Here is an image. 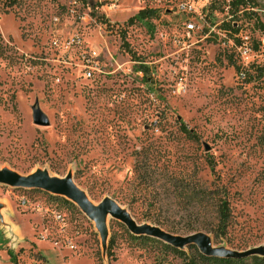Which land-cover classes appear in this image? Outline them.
<instances>
[{
	"label": "rangeland",
	"instance_id": "1",
	"mask_svg": "<svg viewBox=\"0 0 264 264\" xmlns=\"http://www.w3.org/2000/svg\"><path fill=\"white\" fill-rule=\"evenodd\" d=\"M231 1L21 0L7 10L0 0V171L69 182L95 208L111 200L140 226L204 235L212 250L247 255L235 264H264V0L237 15ZM183 5L208 14L213 33L188 35ZM144 9L159 12L153 29L129 23ZM36 104L49 126L34 123ZM200 192L212 199L198 218ZM224 199L230 219L217 237ZM0 216V264H189L195 249L219 258L111 215L104 241L76 202L41 188L0 182Z\"/></svg>",
	"mask_w": 264,
	"mask_h": 264
},
{
	"label": "water",
	"instance_id": "2",
	"mask_svg": "<svg viewBox=\"0 0 264 264\" xmlns=\"http://www.w3.org/2000/svg\"><path fill=\"white\" fill-rule=\"evenodd\" d=\"M32 111L33 121L36 125L45 127L49 126V119L42 112L38 104L33 106ZM0 182L16 187L41 188L68 196L74 202H76L79 207L90 218L96 221L104 241L107 239L106 218L108 215H111L114 218L123 221L132 233L137 235L152 236L154 238L160 239L166 243L171 244L175 248H184L189 245L197 244L199 245L201 252L208 257H219L223 259H240L247 256L238 255L230 252L212 250L209 247L208 239L204 235H196L189 238H180L168 234L157 227H152L148 225L140 226L131 219L130 215L127 212H125L123 209H121V207H119L115 202L111 200H105L98 208H95L92 204L89 203L83 193L76 189L71 183L66 181L51 180L42 175H36L25 178L10 172L0 171Z\"/></svg>",
	"mask_w": 264,
	"mask_h": 264
},
{
	"label": "trees",
	"instance_id": "3",
	"mask_svg": "<svg viewBox=\"0 0 264 264\" xmlns=\"http://www.w3.org/2000/svg\"><path fill=\"white\" fill-rule=\"evenodd\" d=\"M21 0H4V8L7 10L12 9L13 7H15ZM86 1V0H83ZM92 1V2H90ZM90 3H92L91 5L93 7H96L97 4H95L93 2V0H89ZM251 6H253V1L252 0H232L229 4V13L233 14V15H237L239 12L243 11L244 14H248V9L252 8ZM252 15V13H251ZM159 16V12L157 10H149V9H144L141 10L136 16H134L133 18H131L129 20L130 24H134L135 22H139L142 24L147 25L149 28L153 29V24H152V20L153 19H157ZM228 28L232 29V32L238 34L239 30L237 28H235V26H231V24H228ZM136 72L138 73H142L144 75V78H146L147 81H149V74H150V68L143 64L140 63L137 67H136ZM241 78L245 77V74H243V72L240 74ZM183 132L185 134H187L189 137H194V133L191 130H188L185 126H183ZM200 194V196H199ZM194 196L196 197V199H198L196 205L193 206V208L191 209V215L196 216V217H201L203 216L204 212H206L208 210L207 208V204L211 201L212 198H207V193L206 192H200L198 194H194ZM219 225L217 228V232L215 233V235L217 237H220L223 235V231L224 228L227 224V222L230 219V207H229V202L224 199L221 201L220 205L218 206V210H217V217H216ZM195 249L194 247H190V250ZM194 251V250H193ZM184 253V252H182ZM193 254H196V259L192 260L189 262V264H200L198 261L203 260V261H207V262H212V263H216V264H235L233 262L232 259H220V258H205L203 255L197 254V251L195 249L194 252H192Z\"/></svg>",
	"mask_w": 264,
	"mask_h": 264
},
{
	"label": "built area",
	"instance_id": "4",
	"mask_svg": "<svg viewBox=\"0 0 264 264\" xmlns=\"http://www.w3.org/2000/svg\"><path fill=\"white\" fill-rule=\"evenodd\" d=\"M181 10L183 11V14L188 13L191 16V18L188 17L183 22L185 31L188 35L199 30L203 33L208 32L212 34L215 30V26L213 27L214 24L209 25L203 22V20L205 21V18H209L208 14L204 17L203 12H197L193 6L188 7L187 5H183ZM88 77H91L90 72L88 73Z\"/></svg>",
	"mask_w": 264,
	"mask_h": 264
}]
</instances>
